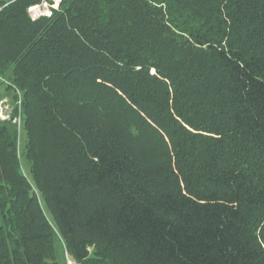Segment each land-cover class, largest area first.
Masks as SVG:
<instances>
[{
  "label": "trees",
  "instance_id": "obj_1",
  "mask_svg": "<svg viewBox=\"0 0 264 264\" xmlns=\"http://www.w3.org/2000/svg\"><path fill=\"white\" fill-rule=\"evenodd\" d=\"M39 1L0 0V264H264V0Z\"/></svg>",
  "mask_w": 264,
  "mask_h": 264
},
{
  "label": "built area",
  "instance_id": "obj_2",
  "mask_svg": "<svg viewBox=\"0 0 264 264\" xmlns=\"http://www.w3.org/2000/svg\"><path fill=\"white\" fill-rule=\"evenodd\" d=\"M63 0H40L39 2L28 6L27 11L32 20H37L42 17H51L55 11L59 10ZM0 117L6 119L9 115L1 113ZM20 124V118L16 119ZM68 264H76L73 259H67Z\"/></svg>",
  "mask_w": 264,
  "mask_h": 264
},
{
  "label": "rangeland",
  "instance_id": "obj_3",
  "mask_svg": "<svg viewBox=\"0 0 264 264\" xmlns=\"http://www.w3.org/2000/svg\"><path fill=\"white\" fill-rule=\"evenodd\" d=\"M2 79L3 78L0 77V81H2ZM4 93H5L4 87L0 86V115H1V113H3L4 115H10L11 112L13 111V107L10 104L8 97H7V99H5V97L2 98ZM1 98L3 99V101ZM19 121H20V124H19V147H20V150L22 151L23 147H24V140H25L26 132H25V128H24V122H23V119L21 117H20ZM68 258L72 259L71 257L67 256V259Z\"/></svg>",
  "mask_w": 264,
  "mask_h": 264
}]
</instances>
